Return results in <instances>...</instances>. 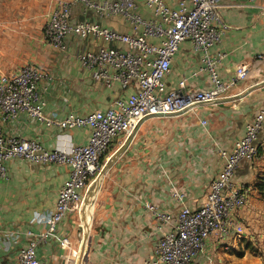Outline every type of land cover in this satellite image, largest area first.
Wrapping results in <instances>:
<instances>
[{"label": "crops", "instance_id": "0c3cea01", "mask_svg": "<svg viewBox=\"0 0 264 264\" xmlns=\"http://www.w3.org/2000/svg\"><path fill=\"white\" fill-rule=\"evenodd\" d=\"M49 2L0 0V76L26 65L49 73L52 81L44 92L45 115L53 119H63L69 113L85 117L109 108L116 98L130 94L132 88L124 89L119 83L107 87L94 71L80 64L79 52L101 45L100 39L80 40L70 36L68 50L62 52L45 41L34 22L30 28L26 22L31 16L26 15L25 7L36 4L40 12H44ZM72 14L74 20L84 19L83 6L72 5ZM141 14L152 17L146 10ZM220 16L227 28L210 53L225 55L219 65L222 80L232 79L237 65L248 66L247 77L232 90L231 96H234L264 81V0H224ZM98 20L103 27L130 31L123 19ZM200 55L189 42L180 44L165 78L169 89H176L183 79L190 88L208 86L207 74L199 71ZM194 72H197L195 76ZM263 104L264 85L230 102L207 103L178 115L145 120L129 147L103 177L93 208L85 264H148L153 261L160 233L145 204L174 215L184 206L199 208L208 184L221 170L218 148L231 149L243 135L245 124ZM203 120L206 126L201 125ZM3 129L7 135L35 140L47 149L62 151L85 144L89 134L87 130L70 127L47 128L36 120L26 119L23 114ZM259 145V158L242 163L234 175V181L249 191L247 208L237 214L243 223L256 215L257 210L264 214V201L252 186L257 172L264 171V127ZM119 146L117 142L116 148ZM67 177L68 168L58 164L37 166L19 160L8 164L7 179H0V264L14 261L19 247L26 243L22 236L17 245L7 248L4 234L14 229L22 233L43 230L44 227L34 225L32 219L54 208L57 193ZM174 194H181L183 198ZM74 225V214L70 213L58 228L77 245L72 239ZM231 240L217 242L216 238H211L206 245L217 246ZM63 255L53 241L37 248L40 264H64ZM201 259L198 257L193 264Z\"/></svg>", "mask_w": 264, "mask_h": 264}, {"label": "built area", "instance_id": "2783aa9c", "mask_svg": "<svg viewBox=\"0 0 264 264\" xmlns=\"http://www.w3.org/2000/svg\"><path fill=\"white\" fill-rule=\"evenodd\" d=\"M223 1L72 0L56 4L43 29L45 41L65 52L70 36L80 40L100 39L101 45L79 52L80 64L94 71L105 86L119 83L124 89L132 88V92L116 98L109 108L85 117L69 113L63 119H53L45 115L44 92L52 81L49 73L26 65L0 76V179H7L8 164L14 160L68 168V177L57 193L54 208L32 219L34 225L44 229L24 233L14 229L4 234L7 248L11 244L17 245L22 236L26 238L16 259L9 264H40L37 248L48 241L55 242L63 251L64 264H78L80 245H74L70 236L58 227L66 215L79 212L81 204L89 199L96 177L113 153L112 147L117 142L121 145L142 119L178 115L198 104L230 97L237 83L247 77L248 66L240 64L232 79L222 80L219 65L225 55L210 53L227 28L220 16ZM74 4L83 6L84 19H73ZM144 10L152 17H144L141 14ZM106 17L123 19L129 24L130 31L103 27L98 19ZM184 42H189L201 54L199 71L207 74L206 88H190L183 79L176 89H169L165 82L172 59ZM21 114L47 128L87 130V142L62 151L47 149L35 140L7 135L3 131L4 125L16 121ZM206 124L205 120L201 121V125ZM263 127L264 104L245 124L243 135L231 149L218 148L221 170L208 184L199 208L184 206L174 215L159 211L150 203L145 204L160 233L154 259L148 264H193L203 256L209 239L226 241L249 236L243 221L237 217L247 208L249 191L234 181V175L242 163L259 158ZM174 196L183 198L181 194Z\"/></svg>", "mask_w": 264, "mask_h": 264}, {"label": "rangeland", "instance_id": "374dc122", "mask_svg": "<svg viewBox=\"0 0 264 264\" xmlns=\"http://www.w3.org/2000/svg\"><path fill=\"white\" fill-rule=\"evenodd\" d=\"M59 1L64 0H50L48 6H45L46 10L44 12H40L39 6L36 4L26 6V15L29 14L31 16V20H27L26 23L29 24L31 28L34 22L36 25L35 28H39L43 33L42 30L46 23L47 14ZM114 148H116V145L112 147L111 152L114 151ZM102 185L103 181H101L100 188ZM73 214L75 220V232L72 239L75 244H78L80 240L78 232L79 214L77 211ZM251 216L250 219H245L246 222L244 221L246 227L245 231L247 230L246 233L249 235L248 237L239 240H231L230 243L227 242V244H219L217 246L206 245L204 254L201 256L202 259L197 264H264V214L257 210V214ZM251 219H253V223H250ZM218 241L219 240H217V242ZM88 249L89 245H87L86 254ZM85 262L86 260L83 264H85Z\"/></svg>", "mask_w": 264, "mask_h": 264}, {"label": "water", "instance_id": "95a60500", "mask_svg": "<svg viewBox=\"0 0 264 264\" xmlns=\"http://www.w3.org/2000/svg\"><path fill=\"white\" fill-rule=\"evenodd\" d=\"M263 85H264V81H262L259 84L253 85L252 87H250L249 89H247L246 91H244L242 93H239L237 95L230 96V97H227V98H224V99H219V100H217L215 102L216 103H218V102H230L232 100L240 99L242 97H245L247 94H249L255 88L261 87ZM204 104H207V103H204ZM204 104L201 103V104H198L197 106H201V105H204ZM160 116L161 117H167V116H172V115H160ZM148 118H150V117H148ZM148 118L142 119L135 126L134 130L132 131V133L124 140V142L117 149H115V151H113V153L111 154V156L105 162V164L102 167L101 171L99 172L98 176L96 177V179L94 181V184L91 187V191L89 193V199H91L92 196H95L98 193V191L100 189V184H101V181H102L104 175L113 167V165L115 164L116 160L126 151V149L129 147L130 143L134 139V137H135V135H136L139 127ZM89 199H86L84 202L88 201Z\"/></svg>", "mask_w": 264, "mask_h": 264}, {"label": "bare ground", "instance_id": "6f19581e", "mask_svg": "<svg viewBox=\"0 0 264 264\" xmlns=\"http://www.w3.org/2000/svg\"><path fill=\"white\" fill-rule=\"evenodd\" d=\"M98 194V193H97ZM92 196L86 202H83L79 207V218H78V232L80 235V240L78 245H80V256L78 257V264H83L86 256V248L88 245L89 232L91 228V220L93 214V208L96 201V196Z\"/></svg>", "mask_w": 264, "mask_h": 264}, {"label": "trees", "instance_id": "16d2710c", "mask_svg": "<svg viewBox=\"0 0 264 264\" xmlns=\"http://www.w3.org/2000/svg\"><path fill=\"white\" fill-rule=\"evenodd\" d=\"M252 186L256 190L259 198L264 201V171L257 172L256 179Z\"/></svg>", "mask_w": 264, "mask_h": 264}]
</instances>
